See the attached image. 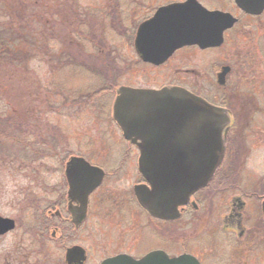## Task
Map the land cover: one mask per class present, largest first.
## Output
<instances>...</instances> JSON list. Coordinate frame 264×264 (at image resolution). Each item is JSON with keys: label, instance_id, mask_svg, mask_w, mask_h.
I'll return each mask as SVG.
<instances>
[{"label": "flooded vegetation", "instance_id": "1", "mask_svg": "<svg viewBox=\"0 0 264 264\" xmlns=\"http://www.w3.org/2000/svg\"><path fill=\"white\" fill-rule=\"evenodd\" d=\"M114 1L113 6L105 3L101 8L95 3L82 6L83 12L69 11L72 17L76 12L81 16V27L79 33L68 32L66 42L81 41L83 50L78 58L87 74L91 54L96 52L93 41L102 42L97 54L101 57L104 53L100 83H90V75L82 70L79 73L84 74L83 79L73 76L64 86L60 101L54 100L57 85L51 81L49 91L39 89L38 94L52 96L55 105L49 111L53 116L63 118L65 110L66 117L75 113L76 119L84 120V112L93 109L96 122L107 123L108 136V126L115 128L123 141L119 145L122 156L114 161L109 158L112 162L105 163L111 166L108 168L88 154L73 153L66 144H56L59 133L47 150L50 153L37 151L46 162L56 164L50 169L56 181L44 183L43 191L47 192L40 193L42 197L33 206L42 221L38 223V235L44 237L50 231L51 238L44 239L53 242L50 246L61 248V264H68L67 251L74 247L84 250L85 259L73 264H103L118 256L140 261L154 252L170 258L191 256L198 264H264V10L252 14L242 10L235 0H226L225 7L196 0L209 11L230 14L235 19L223 31L222 42L206 49L184 46L166 61L152 63L136 49L140 26L161 7L188 0H128V7L122 11L128 16L124 21L114 13L120 15L123 0ZM68 2L73 5V0ZM67 23L72 24L69 18ZM206 53L210 60L205 64ZM195 60L204 62L196 65ZM168 87L186 89L215 108L213 131L223 148L222 159L208 184L192 194L188 204L178 207V216L173 220L154 217L139 204L136 188L144 185L151 190L152 186L139 169V146L125 138L114 115V104L123 89L159 91ZM41 116L35 114L31 119L43 122ZM78 132L84 137L89 129L83 125ZM49 137L39 139L49 142ZM88 150L97 153L92 147ZM75 157L103 172L100 185L87 198L86 216L78 225L75 218H79L84 204L74 199L68 180V166ZM109 182L114 189L105 194ZM95 212L99 219L94 218ZM12 220L17 227V221ZM93 228L98 231V243L89 242ZM95 250L100 253L95 254Z\"/></svg>", "mask_w": 264, "mask_h": 264}, {"label": "water", "instance_id": "2", "mask_svg": "<svg viewBox=\"0 0 264 264\" xmlns=\"http://www.w3.org/2000/svg\"><path fill=\"white\" fill-rule=\"evenodd\" d=\"M244 11L259 14L264 0H235ZM235 23L230 14L209 11L196 0L161 7L138 30L136 49L152 63L166 61L184 46L202 49L219 45L225 28ZM114 104V115L125 138L139 146V169L152 189L136 188L139 204L157 218H177L178 207L205 187L219 165L223 148L216 142L215 108L186 89L168 87L162 90L123 89ZM1 142V141H0ZM96 169V170H91ZM94 171H97L93 174ZM103 178L101 169L91 167L82 158H72L68 180L74 199L84 204L75 218L80 224L86 216L89 194ZM16 227L15 221L0 216V236ZM84 250L67 251L68 264L82 262ZM80 264V263H79ZM103 264H198L191 256L170 258L154 252L140 261L128 256L108 259Z\"/></svg>", "mask_w": 264, "mask_h": 264}, {"label": "rangeland", "instance_id": "3", "mask_svg": "<svg viewBox=\"0 0 264 264\" xmlns=\"http://www.w3.org/2000/svg\"><path fill=\"white\" fill-rule=\"evenodd\" d=\"M21 1H24L23 6H21ZM51 1L52 0H18V4L17 1L12 3L10 0H0V22L10 23L13 21L19 33L24 32L25 29L38 32L39 39L44 38L45 41L42 39V42L38 43L37 40H34L31 49L35 47L38 48L34 50V53L40 50L42 46L47 47L49 51H54L55 47H51L50 44L52 40L55 41V37L52 33L54 31L57 32L58 27L59 31L64 28L60 24H57L56 21L53 23L51 13H47L46 8L51 6ZM60 1L65 4L63 9L67 12H69L70 9H72L71 11L83 12L84 8L82 6L84 5L88 6L90 4L92 6L96 3L98 7L100 3V7L102 8L105 6V3H111L113 6L114 2H116L114 0H73V5H71L68 0ZM209 1L211 0L205 1L206 4L213 7H225V5H227L226 0H215L211 1V3ZM36 3L40 5L39 12H37L38 7ZM122 3L124 5L120 15H118L117 12L114 13L116 17L124 21L128 16L127 13H123L122 11H124V7H128V0H123ZM12 9L16 14V18L14 19L11 14ZM35 11L36 13H34ZM65 11L62 16L59 14L60 18L66 15ZM74 20H77V18ZM49 21L52 22L51 28ZM44 30L50 33L45 36ZM37 34L33 38L37 39ZM63 45L64 43L60 47H63ZM59 48L57 47L56 50H59ZM37 57L39 56H31L32 59L29 60L27 64L22 65L21 69H18L20 72L23 71V73L18 75V79L22 81L28 78L27 81L33 84L31 88H34V94L39 89L44 92L49 91V88H51L50 78L55 70L53 69V64H50L48 59H40ZM204 58L206 61L205 64L207 61L209 62V53L204 54ZM195 62L196 65H199L204 61L195 60ZM189 64L193 65L194 63L191 61ZM191 65H189V67H194ZM69 80L72 81L73 79L69 78ZM12 102L11 99L8 101L0 99L1 126H4L6 120H12L8 117L3 118L7 114L8 116L14 115L15 121L12 120L13 122L16 123L17 121L20 124L22 123L21 116L16 119L17 116L13 113L12 108L14 106L10 105ZM47 110L49 109L45 108V112L40 114L42 115L41 117H44L43 122H33L32 119L30 120L28 117L27 121L25 120V122L21 124L22 127H19L21 131H18L17 127L8 128L7 126L6 131H4L5 136L4 139L2 138V145L0 146V215L5 218L15 219L17 221V227L7 234L0 236V264H21L20 261H23L24 258H26L28 264H61L58 262L59 260L64 262L61 248L55 245L50 246L53 242H50V239H44V237L51 238L50 231L45 233V235H43L44 237L38 235V223L42 224V221L40 222L41 218L33 208L36 201H38L36 199L42 197L40 193L43 194L47 192L46 190L43 191L44 183L48 182L50 185L51 182L56 181L53 179L54 177L51 178L50 174L51 167L56 164L51 163L49 160L46 162L45 159L38 156L36 153L42 149H44V151H42L44 155L50 153V151L47 150L52 145V140L56 138L57 133H59L60 136L56 138V144H66L73 153L88 154L91 156L90 158L96 160L100 164H104L106 167H111L105 164L107 161H111L109 158H112L114 161V159L120 155L122 156V154H120L122 150L120 151L119 148L121 147L119 145H122L123 141L121 143V138L118 137L115 128L110 123L111 125L108 126L110 135L108 136L105 133L108 129L107 123L96 122L93 118V109H87L84 112V120L81 117L76 119L75 113H73L72 116L69 114V118L66 117L67 112L65 110L63 111V118L60 116H53L51 113L44 115ZM18 123H16L17 126L19 125ZM83 125L89 129L88 134H83L84 137L79 136L78 132ZM50 126L53 127L51 132H49ZM43 135L46 137L50 136L49 142L47 140L42 142L44 139H39V136L43 137ZM91 147L98 154L92 153V151L89 152L88 148ZM42 159L43 161L40 162ZM56 161L58 162V160ZM115 166L116 164L114 163L112 167L114 168ZM56 178L59 177L56 175ZM58 181L60 182V179H58ZM111 183L112 182H109V189L106 190L105 194L111 189H114V185ZM41 205H45V203H41ZM94 218L99 219L97 212H95ZM93 223L90 225H93ZM97 232L98 231L94 228L90 229L91 234L89 242L98 243ZM44 247H46V255H36V253L41 251ZM94 252L95 254L100 253L99 250H95Z\"/></svg>", "mask_w": 264, "mask_h": 264}, {"label": "trees", "instance_id": "4", "mask_svg": "<svg viewBox=\"0 0 264 264\" xmlns=\"http://www.w3.org/2000/svg\"><path fill=\"white\" fill-rule=\"evenodd\" d=\"M13 2H18V0H10ZM67 1V0H65ZM21 6L24 5V1H21ZM19 4V2H18ZM39 12L40 5L36 3ZM65 4H63L60 0H52L51 6L49 8L47 7V13H51V18H53L54 21L57 22V24H60L64 29H61L59 31V27L57 29V32H53L52 34L55 37V41H51V47H55V50L49 51L47 47L42 46L40 50H38L36 53H34V50H37L38 48H32L31 45L34 44V40H37L38 43L42 42V39H39L38 32H34L32 30H26L24 32H20L15 27V23L12 21L10 23H1L0 22V99L5 100H12L13 102L10 104L14 106L12 108L13 113L15 114L16 119H18L19 116L25 115V118L21 117V121L25 122L27 121V118L29 117L30 120L33 118L35 114H43L46 109H52L55 103L52 102V96L45 93L42 94V96H39L38 91L34 94V88H31L33 84L31 82H28L27 79H23L22 81L18 79V75L23 73L18 71V69L22 67V65L27 64L29 60H31V56H39L37 58H46L48 59L50 64H53L52 66H55V69L53 74L51 75V82L55 83L57 85L56 87V101H60L61 94L65 93V87L67 84H69L71 81L69 78L73 79V76H76L78 78H81L84 74H80L79 72H82V63L80 58V51L83 50V47L81 44V41L74 40L72 41H66V34L68 32L70 33L71 30H74V33L80 32V18L81 16L76 12L75 16L72 17V13L69 12L68 15L64 16L63 18L59 17L63 15L64 13V7ZM28 11V9H27ZM67 14V11H65ZM36 13V11L34 12ZM13 19L16 18V14L14 10L12 9L11 12ZM72 17V18H70ZM78 20L76 22L72 21V19L77 18ZM66 18H69V21H71L72 24L67 23L66 24ZM56 19V20H55ZM61 20V21H60ZM50 22V28L52 26V22ZM30 23V22H29ZM2 24V25H1ZM65 26V27H64ZM50 32L47 30H44V35H48ZM56 33V34H55ZM105 33V32H104ZM37 34V39L33 38ZM94 40V39H93ZM45 41V40H44ZM92 41V40H91ZM54 43V44H52ZM64 43L63 47H60ZM67 43V44H66ZM99 41H93L94 45V51L91 54L89 63L87 65L89 74L86 73V71L83 72L85 75H90V83L92 81H96L100 83L99 75H100V60L103 59V54L101 53V57H98V44ZM71 44V45H70ZM102 44V42L100 43ZM99 44V45H100ZM68 46V49L66 50V47ZM57 47L59 50H56ZM66 50V51H65ZM38 53V54H37ZM37 54V55H36ZM76 56V57H75ZM56 58H58L56 62ZM106 58V57H105ZM99 62V63H98ZM68 73H67V72ZM71 76V77H70ZM27 77V76H26ZM61 81V82H60ZM80 81V80H79ZM25 82V83H23ZM34 82V79H33ZM58 95V96H57ZM7 97V98H6ZM43 109V110H41ZM47 110L46 113H50V111ZM10 118L15 121L14 115L8 116L5 115L3 118ZM12 120H6L4 122V126L0 125V135L4 139L6 131V126L8 128L11 127H17L18 131H21L19 127H22L20 123L16 121L19 125L17 126L15 122ZM33 122H37L38 120L32 119ZM46 247H44L41 251H39L37 254L39 255H46ZM48 256V255H47ZM21 264H28L26 261V258L23 259V261H20Z\"/></svg>", "mask_w": 264, "mask_h": 264}]
</instances>
